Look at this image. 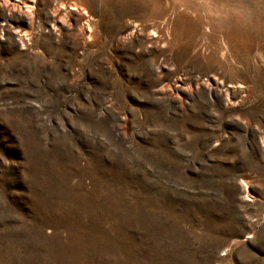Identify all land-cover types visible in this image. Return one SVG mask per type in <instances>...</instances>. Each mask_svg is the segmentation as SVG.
I'll return each mask as SVG.
<instances>
[{
    "label": "rangeland",
    "instance_id": "rangeland-1",
    "mask_svg": "<svg viewBox=\"0 0 264 264\" xmlns=\"http://www.w3.org/2000/svg\"><path fill=\"white\" fill-rule=\"evenodd\" d=\"M30 6L0 9V264H264V0Z\"/></svg>",
    "mask_w": 264,
    "mask_h": 264
},
{
    "label": "bare ground",
    "instance_id": "bare-ground-1",
    "mask_svg": "<svg viewBox=\"0 0 264 264\" xmlns=\"http://www.w3.org/2000/svg\"><path fill=\"white\" fill-rule=\"evenodd\" d=\"M33 0H0V9H3L6 11L7 14L11 15L13 12H16L20 15H22L24 18L27 19L28 23L31 22L33 14V10L31 9ZM74 4V3H73ZM72 6V4H71ZM70 7V6H69ZM59 8V7H58ZM56 8L54 10V18L53 20L59 23H63L64 19L67 17L64 11H61L60 8ZM4 26H0V30L2 31ZM86 28L88 30L89 26L86 24Z\"/></svg>",
    "mask_w": 264,
    "mask_h": 264
}]
</instances>
